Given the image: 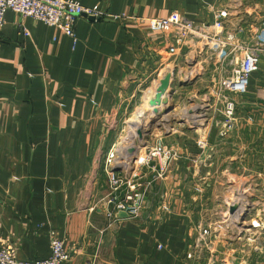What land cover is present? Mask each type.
<instances>
[{"label":"crops","instance_id":"1","mask_svg":"<svg viewBox=\"0 0 264 264\" xmlns=\"http://www.w3.org/2000/svg\"><path fill=\"white\" fill-rule=\"evenodd\" d=\"M72 1L107 16L80 17L76 42L13 12L0 28V243L19 261L48 258L54 235L70 252L68 264H198L204 226L210 257L219 260L230 252L209 222L212 180L245 183L264 161V59L245 95L226 93L236 111L225 134L219 93L172 75L164 105L172 99L173 116L189 122L178 117L170 142L155 141L168 142L152 163L164 174L147 188L137 218L108 215L104 162L118 145L119 124L138 100L154 98L182 60L166 55L163 35L151 32L148 20L181 16L203 25L230 8L258 23L264 0ZM191 94L187 111L180 96Z\"/></svg>","mask_w":264,"mask_h":264},{"label":"built area","instance_id":"2","mask_svg":"<svg viewBox=\"0 0 264 264\" xmlns=\"http://www.w3.org/2000/svg\"><path fill=\"white\" fill-rule=\"evenodd\" d=\"M233 11L230 8L220 10L211 23L203 25L194 24L181 16L148 20L150 31L163 35L166 55L171 60L183 58L186 70L181 73L178 66L174 67V72L172 70L167 73L171 74V79L174 74L182 82L191 81L195 77L198 63L209 64V55L215 59V71L219 72V76L213 82V87L218 90L222 103V134L232 130L235 123L236 104L226 93L245 95L250 76L258 71L260 60L264 59V19L258 23H247L243 14L234 15ZM6 12H13L59 30L73 42H76L75 24L80 17L94 20L107 17L95 7L85 8L72 0H0V28L5 24ZM184 49L191 50L187 56L181 55ZM130 153L123 146L117 145L105 158L104 169L109 180V193L102 202L111 207L109 216L125 214L129 219L137 218L147 188L163 177V168L157 170L152 164L153 159L165 155L162 149L154 148L143 159L134 158ZM145 169L153 176L151 181L145 180ZM238 204L235 200L233 207ZM240 215L242 211L230 214L229 219L236 218L238 221ZM250 229L254 232L264 230V220L254 219L250 222ZM209 239V233L203 235L200 231L196 247L207 242L209 248ZM70 259V252L64 242L54 235L50 239V255L44 260L19 261L10 247L0 243V264H68ZM210 264L216 263L212 261Z\"/></svg>","mask_w":264,"mask_h":264},{"label":"rangeland","instance_id":"3","mask_svg":"<svg viewBox=\"0 0 264 264\" xmlns=\"http://www.w3.org/2000/svg\"><path fill=\"white\" fill-rule=\"evenodd\" d=\"M189 51L191 50L184 49L181 52V55L187 56ZM207 60L210 62L207 65L201 63L197 64L196 74L194 75L195 77L185 85L192 86L196 80H202V83L198 84V86H201L198 87V89L202 92H207L208 87H211L212 93L210 94L215 95L216 93H214V91L217 92L218 90L216 88L213 89V83L211 80L214 82L218 80L217 77L219 76V72L215 71V59L212 58L211 55L208 56ZM178 69H180L181 73L186 70L183 58ZM190 88L192 89V87ZM180 97L182 105L188 111L189 104L196 96L182 95ZM212 98L214 97L212 96ZM201 99L202 102L203 100H206L204 96H201ZM170 101H172V99ZM170 101L166 106L164 105L160 114H141L140 111L143 109L142 105L145 102L142 98L138 100L132 113L127 115L123 122L119 124L118 145L123 146L128 152L130 151L131 153L129 155L134 158L137 157V159L145 158V156L156 147L162 150L169 149L166 145L170 142L167 138L172 134V124L178 122V117L183 123L189 122L187 116L182 117L179 115L177 118L173 116L172 103ZM218 106L219 105L216 104V108ZM166 109H168V112L167 114H164ZM192 112L195 114V109ZM198 112L199 111L197 110V113ZM139 115L144 116L140 117L141 124L137 125L135 120ZM189 116H191V114H189ZM156 140H168V142L165 145L164 142H155ZM157 158L153 160H156ZM258 166H260L258 170H253L256 172V178L248 179L245 183H237L236 179L222 178L221 175L212 180V186L217 187V192L212 196L213 205L211 213L208 216L212 221L209 222L215 223L218 228L216 229L217 233H214V235L219 236L221 240L222 238L223 240L225 238L227 239L220 244L222 248H225V250H228L230 253L227 252L228 254L224 256L222 255L219 260H216L214 257V255H216L215 253L210 257V248L212 245L210 244V247L208 248V243L202 242L201 246L198 247V253L196 254V262H198V264H210L212 261L216 264L219 262H224V264L264 263V230L254 232L250 229V222L254 219L257 218L264 220V161L262 160L261 164ZM152 177L153 176L151 175L149 179L145 178V180L151 181ZM259 188L260 191L258 192L257 190ZM235 200L238 201L239 204L238 206L233 207ZM241 211L242 215H240L238 221L236 218L229 219L230 214H235L236 212L240 213ZM200 231L203 235L211 233L208 227L204 226L200 227ZM206 252L209 254L207 257ZM205 257L207 258L206 263Z\"/></svg>","mask_w":264,"mask_h":264},{"label":"water","instance_id":"4","mask_svg":"<svg viewBox=\"0 0 264 264\" xmlns=\"http://www.w3.org/2000/svg\"><path fill=\"white\" fill-rule=\"evenodd\" d=\"M170 81H171V74H167L162 80H160L159 86L154 96V100H151V103H150L152 106L161 105V101H160L161 97L165 95V93L168 91V88L170 86ZM167 112H168V109L165 110L164 114H167ZM153 113H156V111H154ZM122 215L123 217L126 216L125 214H122Z\"/></svg>","mask_w":264,"mask_h":264},{"label":"bare ground","instance_id":"5","mask_svg":"<svg viewBox=\"0 0 264 264\" xmlns=\"http://www.w3.org/2000/svg\"><path fill=\"white\" fill-rule=\"evenodd\" d=\"M153 94V93H152ZM155 94V93H154ZM151 100L152 99H146L145 100V103H144V105H143V109L140 111L141 112V114H144V113H151L152 111L154 112V111H156V113L157 114H160L161 113V109L164 107V104H162L161 106H159V107H156L155 109L153 108V106L150 104L151 103ZM166 100V96L165 95H163L162 97H161V102H164ZM159 110V111H158ZM158 111V112H157ZM141 116H144V115H139V116H137L136 117V120H135V123L138 125V124H141V120H140V117Z\"/></svg>","mask_w":264,"mask_h":264}]
</instances>
